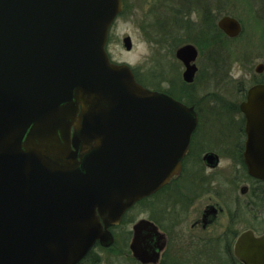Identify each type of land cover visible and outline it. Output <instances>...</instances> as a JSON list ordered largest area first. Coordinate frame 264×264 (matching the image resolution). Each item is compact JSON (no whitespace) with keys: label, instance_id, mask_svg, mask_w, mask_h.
Returning a JSON list of instances; mask_svg holds the SVG:
<instances>
[{"label":"water","instance_id":"water-1","mask_svg":"<svg viewBox=\"0 0 264 264\" xmlns=\"http://www.w3.org/2000/svg\"><path fill=\"white\" fill-rule=\"evenodd\" d=\"M121 9V0H0V264H79L112 240L99 218L117 224L180 170L195 113L111 62L107 35ZM217 27L229 38L242 30L231 16ZM123 45L131 50L129 37ZM196 55L192 45L175 52L185 82ZM239 108L248 173L264 181V83ZM144 224L130 251L156 262ZM234 249L244 264H264V235L245 231Z\"/></svg>","mask_w":264,"mask_h":264},{"label":"rangeland","instance_id":"rangeland-1","mask_svg":"<svg viewBox=\"0 0 264 264\" xmlns=\"http://www.w3.org/2000/svg\"><path fill=\"white\" fill-rule=\"evenodd\" d=\"M122 3L124 11L113 22L107 35L105 50L111 62L128 65L137 82L149 90L166 92L183 102H194L197 107H201L204 101L211 103L208 108L213 112L208 118L210 131L214 132V127L219 125L215 118H226L225 102L237 105L248 87L264 83V70L255 73L258 64L264 65V0H122ZM174 12L189 16L192 27L181 17L182 20L171 21ZM223 16L234 17L240 22L239 36L229 39L220 31L221 35L216 34L213 39V34L208 33L213 25L218 29L217 22ZM168 17L167 26L162 22ZM166 26L167 37L164 36ZM125 37L131 40L130 51L124 48ZM184 43L196 44L200 51L196 61L197 78L190 86L194 88L192 91L184 87L181 80L184 68L174 56L177 47ZM235 113L236 110L230 117H235ZM229 160H221L217 174L220 177L227 175L232 200L241 199L238 189L245 183L233 181ZM226 165L227 173H220ZM138 207L137 218L146 217L144 206ZM241 219L242 222L236 225L237 230L248 225L261 228V223L246 215ZM125 222L116 230L117 241L113 250H90L79 264H137L139 261L127 248L126 230H130L131 225ZM177 251L180 254H176ZM225 253L223 250H168L166 258L161 257L160 261L187 264L238 262L231 250H227V255Z\"/></svg>","mask_w":264,"mask_h":264},{"label":"flooded vegetation","instance_id":"flooded-vegetation-1","mask_svg":"<svg viewBox=\"0 0 264 264\" xmlns=\"http://www.w3.org/2000/svg\"><path fill=\"white\" fill-rule=\"evenodd\" d=\"M124 7L122 3V9L115 20L123 13ZM177 13L171 14V21H178L181 17L186 25L189 24L188 26L192 27L189 16L183 17V14ZM170 19L168 17L162 23L168 26ZM167 26L165 37L168 36ZM188 30H190L189 27ZM209 39L210 37L208 41ZM184 45H192L197 51L194 61L196 71L191 82L184 81L185 67L175 56L176 50ZM177 49L174 51V56L184 68L181 75L182 83L184 87L192 91L194 88L190 86L197 78L196 61L200 56V51L193 43H184ZM158 92L167 94L186 107L192 108L196 116V125L190 135L187 151L180 161V170L167 183L136 201L124 212L117 224L108 223L105 226L104 220L106 219L99 218L102 230L109 232L112 240L108 244L107 241H97L89 250H113L117 241L116 230L126 223L125 221L131 225L130 230H126L127 248L131 250L130 245L135 235L134 228L137 223L144 221L140 235L145 239L147 250H161V252L156 262H137V264H187L161 262L162 258H166L165 254H168V250H223L226 253L227 250H231L234 259L238 261L234 264H244L233 254L234 243L238 236L245 231H251L257 237L264 235V181L249 175L244 159L247 140L246 120L239 105L246 99L247 89L237 105L225 102L227 116L226 118H215L219 125L214 127V132L210 131V120L208 119L213 113L211 109H208L211 103L204 101L201 107H197L194 102H183L166 92ZM235 110V117H230ZM224 158L230 159L228 168H232L234 173L233 181L235 180L236 184L245 183L238 189L239 196L236 195L241 199L236 197V200H232L233 192L230 189L231 185L227 184V175L220 177L217 174L221 160ZM228 168L226 165L219 171L227 173ZM142 205L146 217L137 218L138 206ZM245 215L261 223V228L248 225L237 230V223L242 222L241 218Z\"/></svg>","mask_w":264,"mask_h":264},{"label":"trees","instance_id":"trees-1","mask_svg":"<svg viewBox=\"0 0 264 264\" xmlns=\"http://www.w3.org/2000/svg\"><path fill=\"white\" fill-rule=\"evenodd\" d=\"M212 27H213L212 28V31H211V29H208V33L213 34V39H214V37L216 36V34H217V36H220L221 33H220V30L216 29L214 25ZM210 38H211V36H210Z\"/></svg>","mask_w":264,"mask_h":264}]
</instances>
